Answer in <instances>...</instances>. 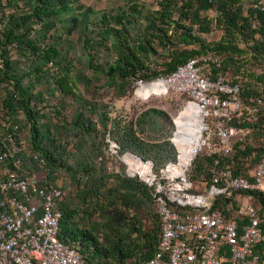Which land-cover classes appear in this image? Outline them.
I'll use <instances>...</instances> for the list:
<instances>
[{"label": "trees", "instance_id": "trees-1", "mask_svg": "<svg viewBox=\"0 0 264 264\" xmlns=\"http://www.w3.org/2000/svg\"><path fill=\"white\" fill-rule=\"evenodd\" d=\"M17 1L0 0V5H17ZM26 4L30 6L28 13H11L0 19V87L3 88L0 166L17 170L22 176L27 173L32 175L31 170L26 168L24 148L15 152L12 142L7 139L11 134L14 141L23 146L20 140L23 124L20 113L23 112L31 133V162L47 167L49 164L58 168L67 166L77 184V202L71 204L64 197L60 202L64 213L60 238L78 246L87 264H128L130 259L135 263L145 262L159 245L161 221L157 210V225L154 228L146 231L142 224L138 226L130 221L127 223L130 226L129 232L126 234H115V230L120 226L116 214L102 222L92 217V211L97 210L100 205L105 207L113 202L117 207L120 197L126 200L125 206H135L140 199L134 195L136 191H141L145 197L154 200L151 189L149 188V193L146 185L129 177L127 173V177L117 175L118 184L109 188L103 176L89 175V160L77 162L87 172V175L81 176L77 173L80 168L73 163L69 164L73 153L63 144V136L64 133L71 132L92 141V138L98 135L103 134L106 138L109 134V138L118 145V154L130 152L143 160H152L155 167H163L167 162L176 160L174 145L177 144V139L176 144H173L170 139L158 138V135L153 136L148 132L146 113L137 119L136 124L131 122L120 127L114 121V126L110 129L108 113L100 110L95 102L88 100L80 103L71 120H68L62 110L56 108L55 115L58 120L55 124L41 122L47 114L43 112L40 104L45 103L47 97L44 91L34 92L23 84V76L19 74L18 65L12 58L11 47L17 46L24 54L34 56V70L38 77L50 74L44 67L51 62L63 66L65 71L53 75V79L63 92L72 93V68L68 65L69 61L65 64L62 62L66 61V57L60 48L61 40L56 30V19L70 9V1L26 0ZM130 5V9H123L117 14H100L97 30L89 27V9L79 15H73L70 19L72 27L81 31L84 44L91 49L89 65L92 68L98 65L91 52L96 46H109L113 51L115 57L106 66L107 82L115 86L121 94L126 93L134 81L149 82L166 77L191 58L209 53L224 55L220 63L212 65V73L214 77L227 76L230 71V80L242 84V98L245 104L251 103L253 97L264 93V73L251 74L250 79L246 77L247 74L241 75L245 72L242 61L248 59H240L246 52L240 43L245 41L251 50V60L258 64L264 62V0L249 6L245 5L244 0H157V7L154 9L139 7L137 3ZM209 11H214L215 14L212 16ZM35 24H39L40 28L37 29ZM213 27L222 29L223 34L218 42L208 44L203 39V34L210 33ZM32 31H36L37 35L34 36ZM262 105L256 120L240 123L251 126L259 137L264 135ZM154 110L159 114L164 113L159 109ZM95 114L97 119H94ZM152 121L155 122L154 119ZM151 129L157 134L160 133L158 127ZM106 144L109 147L108 140ZM93 147L97 153H102L101 144L93 142ZM77 150L82 151L80 147H77ZM263 153L262 142L253 144L237 141L233 155L225 157L223 164L231 165L236 173L248 174L250 170L242 159L252 160L255 166ZM18 158L21 159L19 166L16 164ZM211 162L210 156H198L193 178L197 179L202 174L209 176L207 166ZM54 172V168L49 167L47 178L41 179L42 182L58 185L54 183ZM251 193L261 203L264 226V194L258 191ZM226 214L228 215L227 211ZM137 221L140 223V219ZM102 227L111 229L112 235H101ZM135 232L136 236H132ZM260 246L264 247V244Z\"/></svg>", "mask_w": 264, "mask_h": 264}, {"label": "built area", "instance_id": "built-area-1", "mask_svg": "<svg viewBox=\"0 0 264 264\" xmlns=\"http://www.w3.org/2000/svg\"><path fill=\"white\" fill-rule=\"evenodd\" d=\"M220 61L211 53L193 57L161 77L187 95L184 108L192 103L202 116L201 136L188 164L177 155L157 170L152 160L125 154L131 155L125 159L127 175L151 189L161 221L158 249L134 264H264L261 209L251 193L264 194V153L248 174L223 164L248 134L240 123L256 120L263 101L257 96L245 104L241 82L214 77L211 67ZM7 139L15 152L23 150L11 134ZM108 141L118 153L117 143ZM203 149L212 158L209 176L194 179L195 158ZM63 197L59 185L44 184L34 174L0 171V264H87L78 246L60 238Z\"/></svg>", "mask_w": 264, "mask_h": 264}, {"label": "rangeland", "instance_id": "rangeland-1", "mask_svg": "<svg viewBox=\"0 0 264 264\" xmlns=\"http://www.w3.org/2000/svg\"><path fill=\"white\" fill-rule=\"evenodd\" d=\"M69 1L70 9L64 14L60 15L58 19H56V30L61 40L60 48L66 57V61L62 60V62L65 64V62L69 61L68 65H70L72 68L70 74L71 87L73 89L72 93L67 94L63 92L62 89L56 85L53 79V75L56 76L65 71L63 66H59L56 63L51 62L46 67H44L45 70H49L50 74H42L43 76L38 77V75L36 76L34 70V56L24 54V51L20 50L17 46L11 47L12 58L15 59L16 64L18 65L19 74L23 76V84L25 86H29L34 92L44 91L47 97V101L40 104L43 112L47 114L46 117L42 118L41 122H48L52 125L55 124L58 120V117L55 115L56 108L62 110L64 115L68 117V120H71L75 112L78 110L80 103L84 100H88L95 102L99 105L100 110H104L108 113L110 117V129L113 128L114 121H116L120 127L131 122L136 124L137 119L146 113V121L148 122L147 126L149 128L148 132H150L153 136L158 135V138H167L171 141L175 132V139H177V126L181 116L185 111V108H187H184L185 104L187 103V95L170 87L164 92L158 91L148 94H137L136 91L140 86V80L134 81L128 91L121 94L115 86L107 82L108 79L106 74V66L107 63L112 61L115 57L113 51L109 46H96V49H93L91 52L95 63H98V65H96L95 68H92L89 65L91 57L89 52L91 49L86 47L84 44L81 31L72 27L70 22V19L73 15H79L85 9H89L91 11L89 27L97 30L100 14L103 12L117 14L123 9H130L129 6H131L130 4L133 3L139 4V7L154 9L157 7V0ZM262 1L263 0H244L246 6H249L254 2ZM17 3V5H0V19L10 15L11 13L21 14L26 12L28 13L30 11V6L26 4V0H18ZM209 13L212 16L215 14L214 11H209ZM35 27L38 29L40 28V25L35 24ZM32 34L35 36L37 35V32L32 31ZM222 34V29L213 27V30L210 33L203 34V39L206 41V43L213 44L221 39ZM240 44L244 49H246L244 56H242L240 59H248L247 61H242L245 72L241 73V75L247 74L246 77L250 79L249 77H251V74L264 73V62L262 64H258L257 62L251 60V50L249 45L245 41L241 42ZM28 53L29 52L27 51V54ZM217 54L220 59L224 57L222 54ZM227 76L229 78L232 77V73L229 71ZM2 96L3 88L0 87V118L3 119V111L1 109ZM259 96L262 98V107H264V93ZM154 109L162 110L164 113L159 114ZM259 115L260 113L257 114L256 117H259ZM20 118L23 119L22 129L20 130V140L26 152V168L31 170L32 174H34L38 179H46L49 167L54 168V183L62 187L64 199H66V201L71 204H75L78 200V188L76 181L72 178L71 169H68L67 166L58 168L57 166H52L50 164L49 167L44 164L34 165L29 157L32 154V142L29 124L25 123V115L23 112L20 113ZM94 119H97V114L94 115ZM153 119L155 122L152 121ZM151 127L160 128V133H155ZM244 128L248 129V134L242 139L243 143H264V135L260 137L257 136L256 132L253 131L251 126H244ZM109 137L110 136L108 134L107 137L104 138L102 134L92 138L91 141L83 139L81 136L70 132L64 133L63 144L70 152L73 153L69 164L73 163L75 166L80 168L77 170V173H79L81 176L87 175V172H85L77 162L89 160V165L92 167V169L90 167V170H88L89 175L93 174L97 176H103V179L107 181V187L110 188L118 184L117 175L127 177V162L125 161V154L128 152L125 151L124 153L120 154L112 152L106 144V141ZM93 142L95 144L102 145V153H97V151L93 149ZM77 147H80L82 151L77 150ZM174 149L178 155L179 152L177 146L174 145ZM198 156L209 155L207 151L203 149L201 153H199L195 158V163ZM242 160H244V164H247L248 170H252L254 167L252 160ZM161 167L162 165L156 166V169L158 170ZM208 167L209 165L207 166V169ZM5 169H7V166H0L1 172H3ZM133 179H136L146 185L138 177H133ZM146 189L149 191V193H151L147 185ZM134 195H137L138 198H140L139 201L136 202L135 206L132 204L131 206H125L126 200L120 197L117 202V207L114 206V202L111 204H106L105 207L100 205L97 210L92 211V217L95 218V220L106 222L108 218L116 214V218L120 221V226H118V229L115 230V234L128 233L130 226L127 223L130 221L135 222L138 226L142 224V228L146 231L154 228V226L157 225V209L155 201L152 198L149 199L145 197L141 191L134 192ZM252 199L259 207H261V203L257 197L254 196ZM139 204L140 206H138ZM137 219H140V223L137 221ZM111 232V229L108 227L101 228V235H112ZM132 236H136V232ZM134 263L135 261L133 259H130L128 262V264Z\"/></svg>", "mask_w": 264, "mask_h": 264}, {"label": "bare ground", "instance_id": "bare-ground-1", "mask_svg": "<svg viewBox=\"0 0 264 264\" xmlns=\"http://www.w3.org/2000/svg\"><path fill=\"white\" fill-rule=\"evenodd\" d=\"M168 89V83L164 79L159 78L152 82L142 84L137 88L136 92L137 94H148L158 91L164 92ZM186 107L187 108H185V111L181 116L177 126V144L175 142V135L173 138V141L178 148L179 157L181 160L180 163L182 165L188 164L192 155L195 154V148L198 145L202 128V116L200 110L192 103ZM125 158L126 160H129L131 159V155L128 154Z\"/></svg>", "mask_w": 264, "mask_h": 264}]
</instances>
